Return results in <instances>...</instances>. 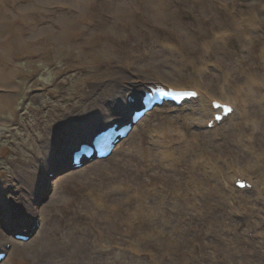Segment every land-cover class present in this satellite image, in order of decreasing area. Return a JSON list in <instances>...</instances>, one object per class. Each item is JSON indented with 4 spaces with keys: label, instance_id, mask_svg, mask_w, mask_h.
Returning <instances> with one entry per match:
<instances>
[{
    "label": "rangeland",
    "instance_id": "1",
    "mask_svg": "<svg viewBox=\"0 0 264 264\" xmlns=\"http://www.w3.org/2000/svg\"><path fill=\"white\" fill-rule=\"evenodd\" d=\"M200 1L0 0V204L6 212L5 222H0V225L5 232L6 244L11 242L7 247L6 244L3 246L5 241L0 244V250H7L0 264H50L51 259L58 264H148V257L140 254L142 246L134 239L136 234H143V227L125 233L126 223L120 231L106 229L116 237H126L122 244L114 243L110 248L100 243L95 247L96 243L88 239L91 245L88 255L86 249L84 257L80 254L75 259H70L64 249L72 248L71 241L66 242L74 239L72 232L94 239L98 224L102 227L108 225L104 217L92 214L93 208L107 207L108 203L112 206L113 202L118 205L132 203L130 215L137 217L135 223L148 221L146 215L135 213L136 206H145L141 198L134 201L136 189L133 183H140L137 189L143 187L144 194L148 179L141 174L146 172L148 162L143 154L157 146L155 131L152 130L161 122L159 117L170 115L178 119L176 116H181L180 111L187 113L188 107L170 104L155 107L145 114L143 120L133 125L127 137L117 143L113 159L109 156L103 159V163L99 159L90 160L78 168L69 166L73 143L78 144L87 137L83 136L87 132H74L72 143V136L67 130L77 128L75 115L85 111L91 101L103 103L110 97L107 96L110 94L106 87L108 83H103L106 86L99 85L97 90L88 84L100 80L103 72L111 74L114 69L123 67L133 73L171 83L184 79L189 81L198 73L215 79L220 74L216 66L205 67L204 73H200L201 63L197 66L199 71L189 63L197 58H204L205 61L209 54L215 60H224L234 67L238 58L247 55L241 49L227 60L223 54L212 55L211 46L206 50L204 42H212L214 33L210 30H214L213 21L218 15L248 16L252 6L257 14L264 16V0H254L252 4L255 5H251L250 0L246 4L240 1L237 4L239 13L235 9V0H207L204 4ZM201 19L206 22V30ZM241 43L245 41L235 39L232 45L239 50ZM57 49L59 52H56ZM258 51L262 53V49L257 50L252 53L253 56ZM102 68L105 70L101 71ZM215 83L219 85L216 80ZM6 91L15 94L12 101L2 95ZM256 106L252 105L251 111H256ZM124 113L121 111L120 114ZM236 117L235 123L251 127L244 123L240 115ZM233 123L229 122L219 129L227 132L219 136L220 139L225 138L219 142L221 144L217 143L223 149H238L237 142L234 145L230 137ZM187 126L190 134L199 133L192 122ZM199 134L202 136L199 138L201 144H206L203 141L211 133ZM55 149L66 153L64 160L54 159ZM126 163L129 166L125 169ZM180 164L183 168H191L187 159ZM55 167L62 170L49 178L46 190L41 191L37 187L34 191L29 185L30 177L45 178L49 175L48 170ZM160 167L162 179L175 174L168 167ZM95 169L97 175L93 173ZM214 169H209L210 174L218 178L219 170ZM100 182L105 186L99 188ZM151 192L147 190L148 194ZM91 193L100 197L104 205L91 200ZM46 194L48 198L45 200ZM208 200L210 203L205 210L215 206L211 197ZM32 204L38 207L35 206L34 210ZM63 205L73 210L63 209ZM20 215L26 217L22 219ZM124 215H119L116 221ZM37 217L40 224L34 227ZM74 218L86 221L92 218L95 226L77 228ZM27 219L31 220L32 227L22 222ZM102 227L100 229H104ZM17 229L29 232V239L17 238ZM45 234L46 241L51 235L53 251L35 261L34 249L42 247ZM57 234L61 242L54 240Z\"/></svg>",
    "mask_w": 264,
    "mask_h": 264
},
{
    "label": "bare ground",
    "instance_id": "2",
    "mask_svg": "<svg viewBox=\"0 0 264 264\" xmlns=\"http://www.w3.org/2000/svg\"><path fill=\"white\" fill-rule=\"evenodd\" d=\"M235 1L236 8H234L237 12V4L240 1L243 2L242 4L249 2V0ZM250 1L251 5H255L252 4L254 0ZM209 2L211 1L209 0ZM200 3H207V0H201ZM262 6L264 7V2ZM208 7L210 8L209 5ZM217 13L219 12L217 11ZM248 14V16L218 15L213 21L214 30H210V33H214L212 42H204L206 50L211 46L212 55L214 53L223 54L227 60L233 58L235 53L241 49L244 50L247 55L238 58V63L234 67L226 64L224 60H215L208 54L205 61L204 58H197V62L193 60L189 64L197 69L201 63L200 71L197 69L200 73H204L203 68L205 67L216 66L220 72L218 78L212 79L204 74L205 78L203 74L198 73L192 76L189 81L184 79L171 83L162 79L163 83L171 86L198 89L200 96L190 100L189 103L188 101L182 103L183 107L180 108L188 107V112L184 113L181 110L179 114L181 116H176L178 119H174L170 115L159 117L161 122L156 129L152 130L155 131L157 146H153L154 149L145 151L143 154L144 159L148 161L146 172L141 173L148 178L145 181V193L143 194V187L137 189L140 183H133V187L136 189H133L134 201L141 198L145 205L136 206L135 213L138 216L146 215L148 221L138 225L135 223L137 217L134 218L130 215L132 203L122 202L118 205L113 202L112 206L108 203L107 207L93 208L92 214L104 217L108 225L102 227L101 224H98L94 239L85 238L86 235H76L72 232L74 239L66 241H71L72 248L64 247L66 248L64 251H68L70 259H75L80 254H82L81 257H84L86 249L88 255L91 246L88 239L96 243L95 247L100 243L107 244L110 248L114 243L122 244L126 241V237H116L112 231L106 229L120 231L123 224L126 223L125 233H131L133 228L143 227V234H136L134 239L142 246L140 254L148 257V264H264V16H261L260 13L257 14L252 6H250ZM201 22L206 26L204 20L201 19ZM206 29L207 26L204 30ZM235 39L245 41V43H241L239 50H236L232 45ZM216 43H221V45H216ZM261 49L262 53L258 51V54L253 56V52ZM56 52H59L58 49ZM122 65L126 66L125 63ZM103 70L105 69L102 68L101 71ZM102 75L100 80L90 81L88 84L92 89L97 90L99 85L106 86L104 84L108 83L106 87L110 94L107 96L112 97L113 100L110 97L106 98L103 103L93 100L85 111L81 110L75 115L74 121L77 128L67 130V133L72 136V143L74 132L88 133L90 131L89 135H94L97 130L101 129L99 127L102 124L119 115L121 111L126 112L125 116L130 115L137 104L127 105L126 98L146 89L151 85L150 80H160V78L155 79L147 77V75L133 73L123 67L114 69L111 74L103 72ZM215 80L218 81V86H216ZM2 95L7 96L10 101L15 96L12 91H6ZM216 99L233 104L235 112L229 114L220 125L213 128L198 127L199 133L204 135H208L207 132L211 133L208 135V139L203 141L206 144H201L202 141L199 138L202 136L199 133L190 134L187 125L192 122V125L198 126L199 122L206 120L216 123L213 114L219 109L216 110L212 106V101ZM165 105L168 104L164 103L161 106ZM252 105L257 107L256 111H251ZM236 115H240V118L244 119V123L250 124L251 127L245 128L243 123V125L240 122L235 123ZM229 122H234L230 137L234 145L237 142L238 149L233 150L230 147L223 149L217 145L225 139L223 137L220 139L219 136L227 133L221 132L219 129ZM87 133L84 135L89 136ZM73 144V148L76 149L77 143ZM194 144L197 145L193 146ZM207 144L210 145L207 146ZM199 146L201 147L199 148ZM53 151L54 159L64 160L66 153L58 152L59 150L56 149ZM110 157L114 158V152ZM185 159L188 160L191 168L182 167L183 164L180 162L184 163ZM99 161L103 163L104 160ZM160 165L168 167L169 171H173L175 174L162 179ZM127 166H129L128 163L124 166L125 169ZM211 168L219 170L218 178L212 177L209 171ZM96 171L97 169L93 173L95 172L97 175ZM135 175L137 176V174ZM48 176L51 177V175ZM48 176L45 178L31 176L30 183H28L34 191L37 190V187H40L41 191H45L48 186L46 183L49 180ZM240 177L254 180L255 186L248 189L238 188L234 181L236 182ZM107 182L109 181L107 180ZM98 185H101L98 186L99 188L105 186L102 182ZM105 188H103V192L106 191L107 188ZM147 190L152 191L151 194H148ZM91 196L90 199L96 204L104 205L100 197L92 193ZM208 197L212 198V205L215 206L205 210L210 203L209 200L207 201ZM203 198H205L204 201H201ZM35 206L38 207L36 204ZM35 206L33 205L34 210ZM61 207L65 209L67 206ZM70 209L73 210L71 207ZM121 214L126 215L116 221L115 218ZM5 215L6 212L0 204V222L4 221ZM20 217L24 219L26 216L20 215ZM96 218L101 220L99 217ZM199 221L201 223H198ZM22 222H25L28 227H32L31 220H22ZM74 223L77 228L86 227V225L95 226L92 218L88 221L83 218H74ZM100 227L104 229H100ZM15 232L29 234V232H21L18 229ZM252 233L253 237H251ZM44 238L42 247L34 249L35 261L45 258L47 253L53 251L51 235L49 234L47 241L46 234ZM54 240L62 241L58 234ZM3 241H5L4 246L7 240L0 225V244ZM50 257L52 258V256ZM50 264L58 263L51 259Z\"/></svg>",
    "mask_w": 264,
    "mask_h": 264
}]
</instances>
